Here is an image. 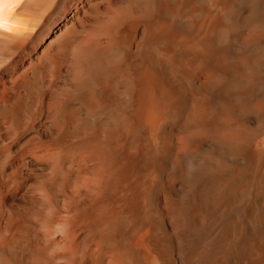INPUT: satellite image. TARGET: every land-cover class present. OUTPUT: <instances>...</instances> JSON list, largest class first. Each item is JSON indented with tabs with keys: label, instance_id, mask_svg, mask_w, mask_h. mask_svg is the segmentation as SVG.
<instances>
[{
	"label": "bare ground",
	"instance_id": "1",
	"mask_svg": "<svg viewBox=\"0 0 264 264\" xmlns=\"http://www.w3.org/2000/svg\"><path fill=\"white\" fill-rule=\"evenodd\" d=\"M0 264H264V0H0Z\"/></svg>",
	"mask_w": 264,
	"mask_h": 264
}]
</instances>
